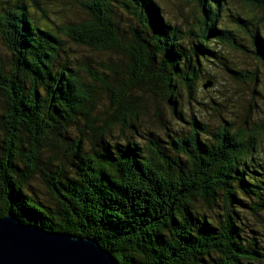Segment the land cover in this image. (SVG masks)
Wrapping results in <instances>:
<instances>
[{
    "label": "trees",
    "instance_id": "16d2710c",
    "mask_svg": "<svg viewBox=\"0 0 264 264\" xmlns=\"http://www.w3.org/2000/svg\"><path fill=\"white\" fill-rule=\"evenodd\" d=\"M74 1L89 18L61 26L23 1L0 8V217L95 238L117 264H264L258 139L184 112L213 66L248 78L220 48L247 49L235 33L264 67V0H237L252 16L195 0L184 26L156 0ZM63 36L102 54L101 69Z\"/></svg>",
    "mask_w": 264,
    "mask_h": 264
},
{
    "label": "rangeland",
    "instance_id": "374dc122",
    "mask_svg": "<svg viewBox=\"0 0 264 264\" xmlns=\"http://www.w3.org/2000/svg\"><path fill=\"white\" fill-rule=\"evenodd\" d=\"M22 1L26 2L27 8L35 15V18L45 21L44 18L41 19L44 12L49 16L51 22L57 24V26L89 18L88 12L82 9L74 0H39L37 3L32 0H0V8H10L12 4L21 3ZM156 1L167 17L180 26H184L185 17L189 22H194L195 15L200 14V9L195 0ZM7 4L9 5L7 6ZM227 8L240 16H252L256 13L237 0H228ZM227 14L231 13L227 12ZM262 30L264 31V26H262ZM244 34L239 31V33H235V37L236 41L246 46L247 49L236 50L224 46L220 48L228 62V66L243 75H248V78L243 81L240 76L225 72L221 64L220 66H213L210 73L215 77L213 76V79H202L198 83L197 99L199 103L191 101V105H188L186 100L184 112L188 111L190 114L203 118L210 124L211 129L216 128L219 124L224 125V120L234 122L237 127L243 128L258 139L259 154L264 160V67L253 54L252 46L248 42L246 34ZM62 40L64 41L63 48L69 51L73 57H77L82 61L86 60L93 68L101 69L97 66V62L104 58L102 54L78 46L65 36L62 37ZM7 54L8 52L0 39V58H8ZM253 72L257 74V78L251 74ZM209 80L216 81V86L212 84L205 88L204 85L209 84ZM102 102V108L105 109L108 100L104 95H102ZM151 107L150 114L153 115L156 108L153 100H151ZM160 107L162 117L164 119L172 118L175 124L177 120L176 117H173L170 109L166 106L162 107V105ZM146 120L154 122L155 118L148 119L146 117ZM115 134H118V132L115 131ZM33 186L45 193L44 187L37 180L33 183ZM41 199L47 201V198L42 196ZM262 223L264 224V221ZM261 227L264 235V225H261ZM262 240L264 241V236H262Z\"/></svg>",
    "mask_w": 264,
    "mask_h": 264
},
{
    "label": "water",
    "instance_id": "95a60500",
    "mask_svg": "<svg viewBox=\"0 0 264 264\" xmlns=\"http://www.w3.org/2000/svg\"><path fill=\"white\" fill-rule=\"evenodd\" d=\"M207 83L204 87L211 86ZM0 264H117L95 238L51 232L24 224L13 214L0 217Z\"/></svg>",
    "mask_w": 264,
    "mask_h": 264
}]
</instances>
